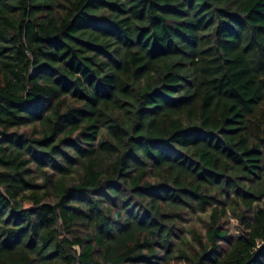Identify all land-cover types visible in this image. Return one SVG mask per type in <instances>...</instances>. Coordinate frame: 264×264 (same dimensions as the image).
<instances>
[{
  "label": "trees",
  "instance_id": "obj_1",
  "mask_svg": "<svg viewBox=\"0 0 264 264\" xmlns=\"http://www.w3.org/2000/svg\"><path fill=\"white\" fill-rule=\"evenodd\" d=\"M0 264H264V0H0Z\"/></svg>",
  "mask_w": 264,
  "mask_h": 264
},
{
  "label": "rangeland",
  "instance_id": "obj_2",
  "mask_svg": "<svg viewBox=\"0 0 264 264\" xmlns=\"http://www.w3.org/2000/svg\"><path fill=\"white\" fill-rule=\"evenodd\" d=\"M203 220H207V216H200ZM225 227L229 229L231 235H239L242 233L243 226L241 225L240 221L235 218L228 217L225 222ZM185 232H189L192 229L199 230L200 232L203 230L202 223L200 219L193 217L188 219V222L184 225Z\"/></svg>",
  "mask_w": 264,
  "mask_h": 264
}]
</instances>
